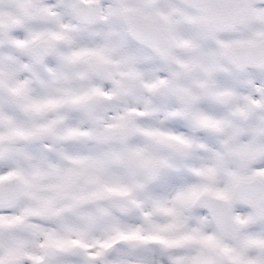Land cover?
I'll return each instance as SVG.
<instances>
[{"label": "snow or ice", "instance_id": "1", "mask_svg": "<svg viewBox=\"0 0 264 264\" xmlns=\"http://www.w3.org/2000/svg\"><path fill=\"white\" fill-rule=\"evenodd\" d=\"M0 264H264V0H0Z\"/></svg>", "mask_w": 264, "mask_h": 264}]
</instances>
